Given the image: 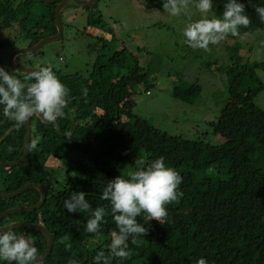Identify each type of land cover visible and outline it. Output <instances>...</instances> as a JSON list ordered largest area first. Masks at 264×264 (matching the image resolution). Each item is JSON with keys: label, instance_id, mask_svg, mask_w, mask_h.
<instances>
[{"label": "trees", "instance_id": "1", "mask_svg": "<svg viewBox=\"0 0 264 264\" xmlns=\"http://www.w3.org/2000/svg\"><path fill=\"white\" fill-rule=\"evenodd\" d=\"M18 1L0 0V27L16 22L17 18L25 28L20 34L29 40L27 46L56 32L55 5L40 0H24L22 4ZM227 2L212 0L210 14L222 18ZM238 3L245 5V14L251 20L248 28L239 29L241 35L264 30V22L254 10L264 7V0H238ZM101 19L100 14H90L87 25L99 26ZM34 30L41 34L34 37ZM87 47L95 58L87 77L74 84L79 91L87 89L86 96L83 92L82 96H71L77 100L73 109L75 128L66 116L61 117L64 131L52 137L59 139L60 145L56 150L46 144L40 148L64 152V155L72 152L76 154L74 160H70L62 184L56 190L52 184L48 185L47 189L54 191L49 192L39 210L9 216L0 225L18 217L43 225L53 240L43 264H69L70 259L79 264H95L96 253L103 250L107 254L110 234L118 231L110 202L100 199L107 183L119 176L128 179L130 172L163 157L165 166L182 177L178 191L183 196L178 203L166 205L168 219L163 224L150 220L144 213L138 216L137 222L148 234L138 238L139 245H133L130 237L131 258L124 261L113 258L110 264H197L200 258L207 264H264V111L253 105L255 97L264 89L254 70L264 65L241 64L236 59L227 68V101L221 110L226 128L221 134L223 140L213 144L201 138L188 139L162 131L134 114L132 89L147 83V68L132 63L133 55L129 53L117 60V71L108 73L112 69L111 61L105 64L108 45L97 38ZM173 92L178 100L192 103L200 94L201 86L195 82L187 87H175ZM67 99L71 104L70 98ZM3 108L0 105V137L11 126L15 128L0 143V162H11L22 154L25 131L23 125L17 127L15 121L4 116ZM40 132L45 135L41 133L42 139L37 145L50 136L51 129ZM69 133V138L63 136ZM9 147L13 150L9 151ZM38 157L31 149L23 165L0 169V191L11 193L29 183L45 187L49 167ZM72 172L76 175L74 179L69 177ZM81 191L91 208L68 213L65 200ZM38 201L35 190L14 199H0V213L14 207L33 206ZM97 207L106 210L104 221L98 233H88L87 220ZM13 232L30 234L39 255L45 250L46 242L39 232L29 229ZM68 234L70 241L66 243H71V250L66 251L65 244L59 240ZM5 262L0 260V264Z\"/></svg>", "mask_w": 264, "mask_h": 264}, {"label": "rangeland", "instance_id": "2", "mask_svg": "<svg viewBox=\"0 0 264 264\" xmlns=\"http://www.w3.org/2000/svg\"><path fill=\"white\" fill-rule=\"evenodd\" d=\"M90 14L101 15L98 30L86 27V17ZM212 16L209 13L207 18ZM202 18H205L204 14L194 5L180 16H171L163 9V0H98L94 10L71 4L61 15L64 24L62 42L44 46L39 50L41 53L20 55L15 62L26 68L48 66L58 69L61 66L63 75L75 76L73 81L81 82L87 77L86 70H91L95 58L87 45L101 38L108 45L105 64L112 63L108 73L117 71L115 63L129 53L133 55L132 63L147 68V83L132 89L134 114L170 134L217 144L223 140L221 134L226 128L221 117L227 101L226 70L236 59L241 64L264 65V30L243 34L242 39L229 36L217 45H210L209 51L194 50L185 43L183 32L190 22ZM17 31L13 26L6 30L0 27V67L20 79L23 74L13 73L7 64L15 50L28 44ZM254 72L264 86V68H256ZM195 82L201 86L195 100L192 103L178 100L174 88ZM70 87L69 93L82 96L79 87ZM253 105L264 111V89L255 97ZM38 127L32 123L31 140L42 139ZM42 141L33 150L43 165L49 167L45 187L52 184L56 190L62 184L63 170L69 167L76 154L53 151L60 145L59 139L47 137ZM45 144L53 150L40 149ZM69 177L74 179L76 175L72 172ZM19 219L22 221V217L15 221Z\"/></svg>", "mask_w": 264, "mask_h": 264}, {"label": "clouds", "instance_id": "3", "mask_svg": "<svg viewBox=\"0 0 264 264\" xmlns=\"http://www.w3.org/2000/svg\"><path fill=\"white\" fill-rule=\"evenodd\" d=\"M190 5L205 18L190 22L184 29L185 43L192 49L209 51L210 45H217L227 37L243 38L239 29L248 28L250 18L245 14V5L238 0H228L224 5L222 18L214 15L207 18L212 11V0H163V9L171 16H180L187 12ZM261 22H264V7H255ZM246 35V34H245ZM31 83H23L14 75L0 67V105H3L4 116L16 122L19 127L32 116H39L49 124H54L57 118L63 116V109L67 107L69 90L58 80L51 67H40L28 76ZM87 95V89L82 90ZM70 137V133L68 136ZM40 138L32 139L29 150L35 149ZM13 149L9 147V151ZM129 178L120 176L107 183L100 199L109 201L111 213L118 231L111 232V243L107 254L99 251L95 256V264H110L113 258L121 261L128 260L132 252L128 250V241L131 237L133 245H139L138 238L148 234V230L137 222L142 213L150 220L163 224L168 219L166 205L178 203L183 193L178 191L182 183L180 174L171 167H166L164 158L160 157L148 164L145 168L130 172ZM84 192L74 193L64 202L68 213L88 211L91 205L85 198ZM106 210L97 207L87 220L86 231L98 233L104 221ZM70 234L60 238L59 243L65 244V250H71ZM0 260L8 264H43V257L32 239L17 236L11 228L0 232ZM69 264H79L70 259ZM197 264H207L200 258Z\"/></svg>", "mask_w": 264, "mask_h": 264}, {"label": "water", "instance_id": "4", "mask_svg": "<svg viewBox=\"0 0 264 264\" xmlns=\"http://www.w3.org/2000/svg\"><path fill=\"white\" fill-rule=\"evenodd\" d=\"M44 4H55L58 0H40ZM97 0H93L92 3H85V2H78L80 5H83L85 8L92 9L96 5ZM70 3V0H61L59 3H57L56 8L54 10V20H55V27H56V34L50 37L43 38L36 42L34 45L31 47H22L17 50H15L9 57L8 59V67L13 73L16 74H23V75H29L31 72H33L32 69L18 66L15 62V58L20 56V55H28V54H33L35 52H38L41 48L44 46L53 44V43H59L62 41V22H61V12L66 8ZM36 119L42 124V125H53L45 122L42 120L39 116H36ZM58 119V118H57ZM57 121V120H56ZM55 121V122H56ZM24 126V140H23V148H22V154L21 156L15 160V161H5V162H0V169L4 168H11V167H16V166H21L24 164V162L28 159L30 155V150H29V143L31 141V118L23 124ZM14 129V127L9 128L4 135L0 138V143L4 140V138ZM30 190H35L39 194V201L37 204L33 206H25V207H14L7 209L3 212L0 213V221L6 217L9 216H14V215H20L24 213H32L34 211L39 210L43 204L46 201V189L43 185L35 184V183H29L18 189L17 191L11 192V193H3L0 191V199H14L17 197H20L23 193L26 191ZM9 228L13 230H18V229H29L33 231L39 232L45 239L46 242V248L43 251V253L40 255L43 257V260L47 259L49 256L52 246H53V240L50 232L41 224L38 223H28L25 221H17L13 222L11 224H8L6 226H1L0 225V232L7 231ZM25 237V236H24ZM26 239H29L25 237ZM5 264H8L6 262ZM11 264V262H10Z\"/></svg>", "mask_w": 264, "mask_h": 264}, {"label": "flooded vegetation", "instance_id": "5", "mask_svg": "<svg viewBox=\"0 0 264 264\" xmlns=\"http://www.w3.org/2000/svg\"><path fill=\"white\" fill-rule=\"evenodd\" d=\"M23 1L24 0H19L18 2H20L21 4L23 3ZM61 0H58L55 4H50V5H55V8H56V5H57V3H59ZM85 2V3H92L93 2V0H70V3H69V5H79L80 7H83V8H85L83 5H80L78 2ZM97 4H98V0H97V2H96V5L91 9V10H94V8L97 6ZM47 5H49V4H47ZM68 5V6H69ZM67 6V7H68ZM66 7V8H67ZM65 9V8H64ZM86 9H88V8H86ZM55 10V9H54ZM63 11V10H62ZM61 15H62V12H61ZM98 15V14H97ZM89 15H87V17H88ZM87 17H86V19H87ZM19 18V17H18ZM15 20H17L16 22L14 21V22H12V23H10L9 25H5L4 27H3V29H7V28H9V27H12L13 26V28H15L16 27V29H18V31H17V33H18V35H19V37H24V36H22L21 34H20V32H22V30L23 29H25L24 28V26H23V24H21L19 21H18V19L16 18ZM54 23H55V20H54ZM86 24H87V21H86ZM63 26H64V24H63ZM86 27L87 28H91V29H99V26H95V27H89L88 25H86ZM56 28V27H55ZM64 28V27H63ZM63 28H62V34H63ZM41 34V32H37V30L35 31L34 30V37H36V36H38V35H40ZM56 34V32L54 33V34H51V35H47L46 37H50V36H53V35H55ZM100 35V34H99ZM91 36V35H90ZM46 37H44V38H46ZM17 38V37H16ZM43 39V38H42ZM39 40H41V39H39ZM38 40V41H39ZM26 41H28V43H29V40H26ZM37 41V42H38ZM62 42V41H61ZM35 44V43H34ZM33 44V45H34ZM28 45V44H27ZM26 47H31V46H26ZM22 48V47H21ZM39 53H41L40 51H38ZM38 52H35V53H33V54H37ZM32 54V55H33ZM16 59H17V57L15 58V61H16ZM61 59V58H60ZM18 65V64H17ZM18 66H20V65H18ZM40 67H43V66H37L36 68H30V69H32L33 71H37V70H39V68ZM45 67H48V66H45ZM52 68V71L55 73V75H56V77L58 78V80H61L63 83H64V86L69 90L71 87V85H74L75 84V82L73 81V79L75 78V76H73V77H71V76H68V77H66L65 75H63V73H62V68H61V66H60V68H58V69H55V68H53V67H51ZM91 69H92V66H91ZM90 71V70H89ZM88 70H86V73L88 74V72H89ZM28 76L29 75H23L22 77L23 78H20L19 80H21V82H23V83H25V84H27V83H31V82H33V81H29L28 80ZM69 79V80H68ZM68 80V81H67ZM71 82V83H70ZM72 96V92L71 93H69V95H68V97L70 98V101H71V104H69V102H68V104H67V107H65L64 109H63V116H66L67 118H68V120H69V122L71 123V125L73 126V129L75 128V117H74V111H73V109L75 108V105H76V101L77 100H73V96ZM68 100V99H67ZM62 116V117H63ZM60 119H61V117L60 118H58L57 119V121L53 124V125H50V126H48V125H41V126H39L38 128H37V131H39V129L40 128H42V130H44V129H48V128H50L51 129V133H50V136L48 137V139L49 138H54V136L56 137L57 136V134L59 135L60 134V132L61 131H64V129L61 127V123H60ZM34 122V124H36V126H37V124L39 123L38 122V120L36 119V117L35 116H32L31 117V138H32V123ZM38 122V123H37ZM11 127H14L15 128V126H11ZM10 127V128H11ZM14 130V129H13ZM39 133L41 134V133H44V132H40L39 131ZM64 137H66V136H68V135H63ZM2 137V136H1ZM0 137V138H1ZM62 137V136H61ZM66 171L65 170H63V176L62 177H64V173H65ZM61 177V176H60ZM46 189V199L48 198V196L50 195L48 192V190H47V188H45ZM15 220H17V218H15ZM12 221V222H9V223H7V224H5V226L6 225H8V224H11V223H13V222H17V221ZM19 221H20V219H19ZM22 221H24V219H22ZM1 222V221H0ZM13 231H17V230H13ZM16 233V232H15ZM17 236H25V237H27V238H30V234H27V233H17ZM6 263V262H5Z\"/></svg>", "mask_w": 264, "mask_h": 264}]
</instances>
